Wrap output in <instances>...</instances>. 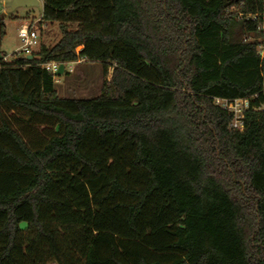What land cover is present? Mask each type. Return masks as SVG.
I'll return each instance as SVG.
<instances>
[{
	"label": "trees",
	"instance_id": "trees-1",
	"mask_svg": "<svg viewBox=\"0 0 264 264\" xmlns=\"http://www.w3.org/2000/svg\"><path fill=\"white\" fill-rule=\"evenodd\" d=\"M41 1L60 39L0 58V264H264V112L213 104L264 103V0ZM79 59L96 98L42 67Z\"/></svg>",
	"mask_w": 264,
	"mask_h": 264
},
{
	"label": "rangeland",
	"instance_id": "rangeland-1",
	"mask_svg": "<svg viewBox=\"0 0 264 264\" xmlns=\"http://www.w3.org/2000/svg\"><path fill=\"white\" fill-rule=\"evenodd\" d=\"M10 0H4L6 4ZM39 0L37 7L15 9L11 14H5V8L0 19L5 25V35L0 40V58L4 61H10L13 53H19L22 46L18 37V30L24 22L32 24L37 29L40 36V44L46 47H52L61 37L58 25L56 23H47L42 27L39 26L38 20L41 16L42 4ZM251 40V39H250ZM81 47L77 48V51ZM260 51V48H258ZM70 68L72 72L69 73ZM110 79V70L108 71ZM56 90L58 95L66 99H92L101 94V89L105 77L102 66L99 63L82 62L78 64H66L65 71L56 79ZM49 264H55L53 262Z\"/></svg>",
	"mask_w": 264,
	"mask_h": 264
},
{
	"label": "built area",
	"instance_id": "built-area-1",
	"mask_svg": "<svg viewBox=\"0 0 264 264\" xmlns=\"http://www.w3.org/2000/svg\"><path fill=\"white\" fill-rule=\"evenodd\" d=\"M18 37L22 44L19 50V54H21L24 57L25 56L27 57V56H31L32 54H35L38 52L40 45H41L40 36L34 25L24 22L23 25H21V27L18 30ZM82 61H83L82 59L81 60L79 59L76 62H72L68 64H71V65L78 64ZM59 65H60L59 63L51 62V63L44 64L42 66L44 70L52 73V75L54 76V82H57L56 73L58 71ZM63 65H64V71H65L66 64H63ZM72 69L73 68H70L69 73L72 72ZM262 92L264 93V83H263ZM213 104L227 111L229 114H231L232 119L229 123V128L234 131H242L244 129L245 112L249 110L264 112V103L260 104L258 107H252L251 102L248 99L227 100V99L215 98L213 99Z\"/></svg>",
	"mask_w": 264,
	"mask_h": 264
},
{
	"label": "water",
	"instance_id": "water-1",
	"mask_svg": "<svg viewBox=\"0 0 264 264\" xmlns=\"http://www.w3.org/2000/svg\"><path fill=\"white\" fill-rule=\"evenodd\" d=\"M39 5L38 0H10L8 3L5 4V14H11L15 9L24 7H37ZM27 59H31V56H27ZM64 65L60 64L58 67V71L56 73L57 76L63 74Z\"/></svg>",
	"mask_w": 264,
	"mask_h": 264
},
{
	"label": "crops",
	"instance_id": "crops-1",
	"mask_svg": "<svg viewBox=\"0 0 264 264\" xmlns=\"http://www.w3.org/2000/svg\"><path fill=\"white\" fill-rule=\"evenodd\" d=\"M3 1L4 0H0V15L3 14L4 8H5V3ZM41 4H42V2H41ZM80 63H82V62H80Z\"/></svg>",
	"mask_w": 264,
	"mask_h": 264
}]
</instances>
